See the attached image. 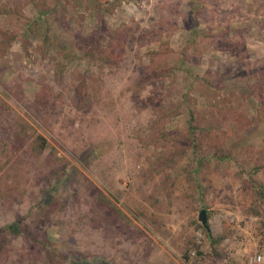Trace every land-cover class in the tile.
<instances>
[{
	"label": "rangeland",
	"instance_id": "374dc122",
	"mask_svg": "<svg viewBox=\"0 0 264 264\" xmlns=\"http://www.w3.org/2000/svg\"><path fill=\"white\" fill-rule=\"evenodd\" d=\"M262 183L264 0H0V264H252Z\"/></svg>",
	"mask_w": 264,
	"mask_h": 264
},
{
	"label": "trees",
	"instance_id": "16d2710c",
	"mask_svg": "<svg viewBox=\"0 0 264 264\" xmlns=\"http://www.w3.org/2000/svg\"><path fill=\"white\" fill-rule=\"evenodd\" d=\"M119 34H115L113 37H117ZM190 120L193 121L194 120V115L191 113L190 115ZM43 144L44 146L42 148H45V144H46V141L45 139H43ZM196 146V145H195ZM201 158L203 157H200L199 158V162L202 160ZM254 194L256 196V198L260 199V200H264V183H262V185L260 184L259 187L255 190L254 189ZM104 196V195H103ZM104 198L106 199L107 202H109V198L108 197H105ZM202 231H203V234L204 236H206L209 240V242L211 243V245L215 246L216 244L220 243L222 240H223V236H225L226 234H223L222 236H220L219 238L215 239L213 237H211L210 235V227H209V224L207 222V225L206 226H202L200 225ZM5 229L12 235H20L22 230L20 228V225L17 223V222H11V223H7L5 225ZM193 244V243H192ZM196 252H197V255H200L201 254V251L199 249V247L196 248ZM183 258H185V260H188V255L187 254H184L183 255Z\"/></svg>",
	"mask_w": 264,
	"mask_h": 264
},
{
	"label": "water",
	"instance_id": "95a60500",
	"mask_svg": "<svg viewBox=\"0 0 264 264\" xmlns=\"http://www.w3.org/2000/svg\"><path fill=\"white\" fill-rule=\"evenodd\" d=\"M197 219L202 226H206L208 222L207 210L201 209L198 213Z\"/></svg>",
	"mask_w": 264,
	"mask_h": 264
},
{
	"label": "built area",
	"instance_id": "2783aa9c",
	"mask_svg": "<svg viewBox=\"0 0 264 264\" xmlns=\"http://www.w3.org/2000/svg\"><path fill=\"white\" fill-rule=\"evenodd\" d=\"M263 253L254 254V256L251 259L252 264H262L263 263Z\"/></svg>",
	"mask_w": 264,
	"mask_h": 264
},
{
	"label": "crops",
	"instance_id": "0c3cea01",
	"mask_svg": "<svg viewBox=\"0 0 264 264\" xmlns=\"http://www.w3.org/2000/svg\"><path fill=\"white\" fill-rule=\"evenodd\" d=\"M263 260H264V258H263Z\"/></svg>",
	"mask_w": 264,
	"mask_h": 264
}]
</instances>
